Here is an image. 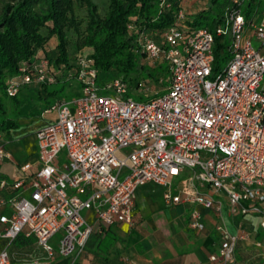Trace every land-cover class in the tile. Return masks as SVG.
I'll return each mask as SVG.
<instances>
[{
  "label": "built area",
  "instance_id": "obj_1",
  "mask_svg": "<svg viewBox=\"0 0 264 264\" xmlns=\"http://www.w3.org/2000/svg\"><path fill=\"white\" fill-rule=\"evenodd\" d=\"M229 1L214 31L173 26L160 44L142 36V52L169 66L161 96L133 100L120 78L100 82L93 60L77 59L80 94L43 110L42 116L54 111L56 119L34 133L36 169L20 164L12 183L0 181V240L6 246L19 237L32 240L43 256L12 261L5 247L0 264H51L57 257L73 263L94 222L100 228L133 225L137 189L147 184L163 187L167 206L195 204L188 220L195 232L205 231L203 211L218 217V257L225 264H234L249 234L229 231L224 211L258 216L264 233V5L245 15L248 0ZM216 37L230 55L217 73ZM33 70L34 76L10 79L8 97L23 86L53 82L46 61ZM11 159L0 145V162ZM182 176L190 190L172 191V180ZM58 233L54 250L49 242Z\"/></svg>",
  "mask_w": 264,
  "mask_h": 264
},
{
  "label": "trees",
  "instance_id": "obj_2",
  "mask_svg": "<svg viewBox=\"0 0 264 264\" xmlns=\"http://www.w3.org/2000/svg\"><path fill=\"white\" fill-rule=\"evenodd\" d=\"M184 1L106 0V10L101 14L94 0H0V133L19 126L16 119L21 101L19 93L8 97V82L24 73L34 76L33 68L41 61L47 62V75L53 82L37 85L40 88L76 80L77 59L81 56L93 60L100 82L118 77L128 85L130 95L143 80L157 82L160 75L166 78L163 85L167 86L169 66L142 52V36L160 44L163 33L173 26L185 31H214L231 5L229 0H196L197 5L188 14L183 10ZM243 6L247 15L261 6V1L248 0ZM80 11L85 12L84 17L78 16ZM179 11L183 12L182 19L178 18ZM223 53L222 39L216 37L214 70ZM135 97L143 100L141 95ZM47 99V108L61 101ZM11 114L15 117L10 118ZM255 237L260 238V232ZM18 241L27 244L22 237Z\"/></svg>",
  "mask_w": 264,
  "mask_h": 264
},
{
  "label": "crops",
  "instance_id": "obj_3",
  "mask_svg": "<svg viewBox=\"0 0 264 264\" xmlns=\"http://www.w3.org/2000/svg\"><path fill=\"white\" fill-rule=\"evenodd\" d=\"M56 85L61 86V92L51 87L40 88L35 85L25 87L24 92L25 95L29 93L30 98L32 92H35L39 99L45 100L51 96L49 93L56 91L52 97H58L64 101L61 95L66 94V86H79L76 80L61 81ZM42 112L40 113L39 124L34 129L21 131L24 124L18 122V128L2 134L0 145L12 155V159L0 162V181L12 183L13 178L17 176V168L20 164L28 163L36 169L37 149L34 133L39 127L49 122L43 119ZM26 140L29 142L28 144L24 143ZM8 164L16 166V170L12 174L9 173L10 175L5 170ZM178 185H175L174 188L190 190L187 178H183ZM163 191V187L151 184L138 188L131 227L116 225L100 228L94 222V231L86 248L73 263L69 258L57 257L51 264H222L219 257L216 261L209 260L216 253L215 248L217 247L216 250L219 248V237L218 235L214 236L216 233L215 225L219 222L218 217L211 211H203L205 231L195 232L188 227V220L190 212L196 205L167 206L162 200ZM155 196L160 201L155 202L152 199ZM85 214L92 220V213ZM246 218L259 219L255 215L245 218L230 217L226 215V211L222 216L223 222L230 229L231 225L239 222H243L245 227ZM178 219L184 220L185 230L175 229V226L171 228V225H174ZM233 231L237 232V230ZM237 251L238 249L235 259Z\"/></svg>",
  "mask_w": 264,
  "mask_h": 264
},
{
  "label": "rangeland",
  "instance_id": "obj_4",
  "mask_svg": "<svg viewBox=\"0 0 264 264\" xmlns=\"http://www.w3.org/2000/svg\"><path fill=\"white\" fill-rule=\"evenodd\" d=\"M94 1L96 2V5L98 7L99 12L101 14H103L105 12L106 6H107L106 0H94ZM260 1H261V6L264 5V0H260ZM196 5H197L196 0H185L184 3L182 4L183 10L188 12V14L191 13V10H193ZM243 8H244V6L242 7V10H243ZM250 14H251V11H250ZM84 15H85L84 11H80L78 14V16H80V17H84ZM180 25H184V24L180 23ZM229 43L230 42L227 38L225 46L229 45ZM253 43H254L255 47H258L257 42L253 41ZM81 53H84V52L81 51ZM220 57H221V59L218 63V68H217L216 73L221 72L224 69V67L226 66L227 60L230 57L226 48L224 49V53L221 54ZM110 77H111V75H109V78ZM165 81H166V78L164 76H161V75L159 76V80L157 82L150 81V80H143L137 89L132 90L133 94L129 95V97L132 98L133 100H138V99H136L135 96L141 95V96H143L142 101H146V100H148L145 98L147 96H152V95H155L156 93H158L156 96H161L164 93L163 90L166 88V86L163 85V83ZM25 87H27V86H24L20 89V92L18 95L19 101H21V102H19V104H18V110L20 111V114H18L16 121L20 122L21 124H24V126L21 127L22 128L21 131H24L25 129H34L39 124L40 113L44 110V108H47L46 100H44L43 98L39 99L38 94H36L35 92H32L31 98L28 96L29 93H26V95H25V92H24ZM51 88L57 89L60 92L62 89L60 85H54V86H51ZM66 90H67L66 94H62L61 96H62L63 100L65 102H68V103L80 94V86H77V85L66 86ZM57 99H58V97L49 96V99H47V100L55 101ZM68 100H70V101H68ZM8 101L9 100L7 99L6 103H8ZM69 107L71 108L72 105L69 104ZM9 117L14 118L15 116L14 115L12 116V114H11ZM43 119H45L46 121H55L56 113L54 111H52L48 114H45ZM24 143L28 144L29 142L26 140V142H24ZM64 155H65L64 151L60 153V155H59L60 163H63L65 161ZM122 155H123L122 152L118 153V156H122ZM5 170L8 172V174L9 173L12 174L16 170V166L8 164V165H6ZM188 175H189L188 173L185 174L186 177H188ZM183 177L184 176H182V178ZM182 178L172 180V183L170 185V189L172 191L174 190L175 185H178V184L180 185V180ZM15 179H16V176L13 178V181ZM152 199L155 202L160 201V199H157L156 196ZM82 214H85V212H83ZM246 219L247 220L244 221V223L246 222L245 227L242 224L243 222H239L237 224L231 225L232 226L231 229L227 227L228 230L232 231V232H234L233 230H237V231L244 230L249 234L248 241H246L244 244L239 245V247L237 248L238 251H237V256H236L234 264H264V233L262 232L261 227H260V218L259 219L246 218ZM240 225H241V227H240ZM171 226H172L171 228H173V226H175V229H181V230L186 229V224H185L184 220H180V219L175 221L174 225H171ZM256 231L260 232V234H261V237L258 239L255 237ZM213 233H214V231H213ZM217 235H218L217 233H214V236H217ZM60 238H61V234L58 233L50 240L49 243L53 247L54 250H56V248H57L56 244ZM261 238H262V240H261ZM254 243H257L258 245H255ZM5 247H6L7 253L10 255L12 261L28 259L31 256H36V257H42L43 256L42 253L33 244L32 240H27V244H20L18 239H17L7 246H6V243H4L0 240V250L5 248ZM216 249H217V247L215 248V251L217 254L215 253L214 255L217 256V258H218V250H216ZM220 262L222 264H225L221 260H220Z\"/></svg>",
  "mask_w": 264,
  "mask_h": 264
}]
</instances>
